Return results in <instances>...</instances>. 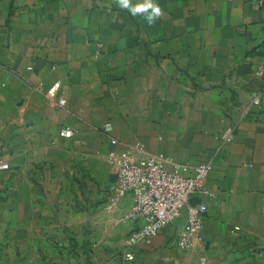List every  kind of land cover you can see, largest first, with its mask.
I'll use <instances>...</instances> for the list:
<instances>
[{"label": "crops", "instance_id": "1", "mask_svg": "<svg viewBox=\"0 0 264 264\" xmlns=\"http://www.w3.org/2000/svg\"><path fill=\"white\" fill-rule=\"evenodd\" d=\"M262 1L0 0V264H264ZM138 145L212 162L204 247H130L108 154Z\"/></svg>", "mask_w": 264, "mask_h": 264}, {"label": "built area", "instance_id": "2", "mask_svg": "<svg viewBox=\"0 0 264 264\" xmlns=\"http://www.w3.org/2000/svg\"><path fill=\"white\" fill-rule=\"evenodd\" d=\"M92 47L97 55L104 50V46L98 43H92ZM60 85L55 83L47 96L54 99ZM259 103L258 99L254 100L255 105ZM73 134L70 129L60 131V136L67 139ZM222 139L224 143L233 142L232 130L228 129ZM108 159L116 177L106 191L110 206L128 196L132 198V206L123 217V220L137 223L128 238L130 247L139 244L149 246L155 237L174 227L181 219L184 221L175 231V245L187 252L204 247V226L209 209L207 200L214 197L208 189L213 170L211 161L202 162L191 175H185L171 159L160 154L148 155L140 145L110 152ZM1 169L6 171L10 166L3 163Z\"/></svg>", "mask_w": 264, "mask_h": 264}, {"label": "clouds", "instance_id": "3", "mask_svg": "<svg viewBox=\"0 0 264 264\" xmlns=\"http://www.w3.org/2000/svg\"><path fill=\"white\" fill-rule=\"evenodd\" d=\"M126 6V5H125ZM149 20H151V17H149Z\"/></svg>", "mask_w": 264, "mask_h": 264}, {"label": "water", "instance_id": "4", "mask_svg": "<svg viewBox=\"0 0 264 264\" xmlns=\"http://www.w3.org/2000/svg\"><path fill=\"white\" fill-rule=\"evenodd\" d=\"M115 180H116V177H115ZM115 180H114V181H115Z\"/></svg>", "mask_w": 264, "mask_h": 264}]
</instances>
